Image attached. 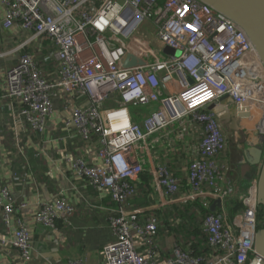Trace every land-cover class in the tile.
<instances>
[{"label":"built area","instance_id":"1","mask_svg":"<svg viewBox=\"0 0 264 264\" xmlns=\"http://www.w3.org/2000/svg\"><path fill=\"white\" fill-rule=\"evenodd\" d=\"M1 2L6 13L0 29L17 28L21 38L3 53L6 61L17 63L6 71V92L0 97L12 113L18 156L26 155L18 127L46 135L48 119L61 105L69 114L62 120L64 136L78 135L85 145L97 138L96 157L103 162L65 154L67 194L41 200L33 211L36 224L47 230L57 229V218L70 224L76 201L69 191L82 197L83 182L119 204L109 219L116 239L104 246L103 264H249L259 229L257 180L243 197L245 208L232 220L226 212L203 219L215 253L205 263L175 244L163 259L158 217L151 213L142 221L139 211L126 207L136 190L134 182L149 169L166 199L186 203L200 198L209 208L221 199L218 209L225 211L228 191L223 183L229 163L224 155L229 142L220 115L209 105L218 104L229 115L233 111L236 120L249 119L240 118L239 110L249 109L250 118L258 111L255 127L264 147V65L247 33L201 0ZM136 36L148 48L138 57L141 63L126 67L123 58ZM166 46L180 54H164ZM27 48L48 49L44 60H53V72ZM224 95L232 105L219 104ZM132 106L148 110L135 115ZM178 127L183 133L179 137L193 138L185 174L190 189L183 194L172 169L152 160V148L171 138ZM33 179L28 165L10 174L15 184L27 185ZM27 208L29 202L17 201L9 184L0 180V218L8 231L14 230L13 237L1 243L14 247L23 264L32 261L34 251ZM69 264L84 263L72 258Z\"/></svg>","mask_w":264,"mask_h":264},{"label":"crops","instance_id":"2","mask_svg":"<svg viewBox=\"0 0 264 264\" xmlns=\"http://www.w3.org/2000/svg\"><path fill=\"white\" fill-rule=\"evenodd\" d=\"M5 13V7L0 0V20L4 18ZM6 32L8 33L4 39L8 44L21 41V38L17 36L19 33L17 28H11ZM0 59H4L3 54H0ZM14 62L16 63L17 59L8 62V65L4 68L0 67L1 95H4L6 92V71L10 68L9 65ZM7 103V100L0 101V180L9 184L17 201L25 200L29 202V208L25 211V216L28 219L34 242L33 258L29 264H69L72 258L81 259L84 264H103L104 246L116 239L113 230H111L104 217L98 218L99 220L96 221V225L88 227L86 233L82 230L85 225L78 218L74 220L75 222L71 227L65 224L63 226L57 225L56 230H47L43 226L36 224L33 218V211L41 200L53 197L67 187L66 171L68 164L65 154L83 155L96 164H103L96 157V150L98 149L97 138L92 140L93 143L85 145L81 142V138L78 135H75L73 138L64 136L62 120L69 114L60 105L51 113L48 119V131L46 135L34 134L29 127H26V129L22 126L18 127L17 133L20 135L19 140L22 144L26 141V138H24L25 131L29 130L31 131L30 133L37 136L34 146L31 145L29 148L27 143H25L28 148L26 155L20 157L16 150H12L16 131L12 113ZM247 128L246 126V131ZM253 128L256 130L255 126ZM253 132H249L250 136L247 138L245 146H243L242 156L237 157L238 155L230 152L229 146L224 155L229 162V171L223 183V188L228 191V202L224 205L225 210L235 198L243 201V197L246 195L249 187L258 178L259 165H253L245 161V151H248V148L251 146L250 143L257 138ZM26 136L28 137L29 134ZM27 165L30 167L34 179L30 180V183L27 185L11 182L10 174L14 170L22 171ZM151 188L150 195L155 202L151 203L152 205L150 204V208L166 207L171 203L173 205L176 203L171 198L166 199L164 197L162 191L156 186L154 179ZM63 192L67 194V191ZM69 192L72 200L78 202L81 199V195L75 190ZM106 193L101 195L98 193V199L107 197L108 193L107 195ZM92 200H96L93 195ZM156 202L158 203L154 204ZM101 209L106 212L103 207ZM13 233L14 230L12 232L8 231L0 218V264H23L20 262L19 255L14 247L1 243L3 239H11ZM159 241L162 252L161 256L165 259L172 253L175 239L169 234L159 238Z\"/></svg>","mask_w":264,"mask_h":264},{"label":"trees","instance_id":"3","mask_svg":"<svg viewBox=\"0 0 264 264\" xmlns=\"http://www.w3.org/2000/svg\"><path fill=\"white\" fill-rule=\"evenodd\" d=\"M6 31L0 29V46L2 47L7 43L4 39L8 33ZM46 43L48 42L46 41ZM25 50L34 51L36 60L43 61L47 67H49V73L53 72V60H44V57L48 54V49L27 48ZM3 53L4 51L2 50L0 54ZM16 63L14 62L10 64L9 67H12ZM7 65L8 62L4 59H0V67L4 68ZM1 96L2 95L0 94V97ZM179 130L180 128L178 127L171 135V138L163 140L161 144H157L152 148V160L154 162H164L172 169L175 176L180 179L181 193L183 194L190 189L185 174L189 162L188 148L190 143L193 142V138L190 134H184L183 138L179 137L183 134ZM229 140L230 139L228 138V142ZM153 179V175L150 173L149 169L144 170L140 174L139 178L134 182L136 187L135 192L127 198V209L139 211L138 216L142 221H145L144 219L151 213H154L158 217L157 243L159 248L161 241H159V238L170 234L175 239V245L192 252L195 257L203 258L205 263V261L210 259L215 253L212 251L213 248L208 244L207 235L203 231V219L212 212H215L216 214H224L226 212V216L232 220L235 213L245 208L244 202L241 199L235 198L225 211L221 209L212 211L211 208L204 206L203 201L200 198L186 203L176 202L174 205L171 203L166 207L160 206L159 208H150L152 205L151 203L155 202L150 195ZM79 187L83 196L78 202L76 201V209L69 216L70 224L66 223L63 218H57L56 225L63 226L65 224L66 226L71 227L75 222L74 220L78 218V220L85 225L82 230L86 233L88 227L96 225V221L99 220L98 218L104 217L107 224L110 226L109 219L112 215L116 214L114 210L119 208V204L110 194L107 195V193V197L98 199L99 192L95 188L85 185L83 182L79 183ZM99 194L101 195L102 193ZM92 195L95 196L96 200H92ZM157 203L158 202L154 204ZM101 207H103L106 212L102 211ZM108 209H110V211ZM262 225L263 210L260 207L258 210V228H261ZM111 230L113 229L111 228ZM160 253L162 254L161 250ZM168 257L169 256H167V258ZM252 258L253 253L250 255V259Z\"/></svg>","mask_w":264,"mask_h":264},{"label":"water","instance_id":"4","mask_svg":"<svg viewBox=\"0 0 264 264\" xmlns=\"http://www.w3.org/2000/svg\"><path fill=\"white\" fill-rule=\"evenodd\" d=\"M201 1L211 6L215 11L231 19L247 33L261 62L264 65V0ZM117 40H119V38ZM146 48H148V43L144 39L136 36L130 42V49L123 58V65L131 67L141 63V60L138 57ZM163 53H173L179 55L180 51L166 46L163 49ZM164 91L166 92L165 88ZM219 102L221 106L232 105V100L229 95L222 96ZM209 109L219 114L221 108L218 104L212 103L209 105ZM248 110H239L238 116L240 118H250L251 114ZM230 116L232 118L235 117L233 111L230 112ZM256 131L253 133L257 138L250 143L251 146L248 148V151H245V161H248L253 165H259L260 167L257 178V200L263 210V225L256 232L254 240V256L250 264H264V147L263 139L259 141L262 137L259 136V132ZM258 145H260V147H258ZM221 205V199H218L212 204L211 210L216 211L219 207H221Z\"/></svg>","mask_w":264,"mask_h":264},{"label":"rangeland","instance_id":"5","mask_svg":"<svg viewBox=\"0 0 264 264\" xmlns=\"http://www.w3.org/2000/svg\"><path fill=\"white\" fill-rule=\"evenodd\" d=\"M18 43L19 42H16L14 44L13 43L5 44L3 47L0 46L2 48V49L0 48V52H2V50L3 51L9 50V49L13 48L14 46H16ZM132 110H133V113L135 115H138L139 112H146L148 110V108L147 107H134V106H132ZM219 115H220V119H221L222 128L225 131L227 137L230 139L229 143H228L230 152L238 155L237 157L242 156L243 146H245L247 138L250 136V133H252V131H256L253 128V125L255 126V123L257 122V119L259 117V112L256 111V113H254V115H253L254 117H252L250 120H245V122L244 121H238L235 119V117L232 118L228 112H226L225 110H222V109H220ZM237 121H238V123H237ZM246 126L248 127L247 131L245 130ZM30 132L31 131L27 130V131H25L26 134H24V138H26L25 143H27L29 148L31 145H33V146L35 145L36 138H37L36 135H34L33 133H30ZM27 134H29V136H28L29 138L26 136ZM258 134L260 135V133H258ZM12 139H13V137H12ZM25 143H24V145H25ZM12 147H13L12 150L17 151L16 144H15L14 140H13V146ZM25 149H26V151L28 149L26 145H25ZM251 260L252 259H250V262H251ZM250 262H249V264H250Z\"/></svg>","mask_w":264,"mask_h":264},{"label":"bare ground","instance_id":"6","mask_svg":"<svg viewBox=\"0 0 264 264\" xmlns=\"http://www.w3.org/2000/svg\"><path fill=\"white\" fill-rule=\"evenodd\" d=\"M193 103H197V100H195ZM249 108H250V106H249ZM254 110H255V107H254ZM245 122V121H244ZM244 124V123H243Z\"/></svg>","mask_w":264,"mask_h":264}]
</instances>
